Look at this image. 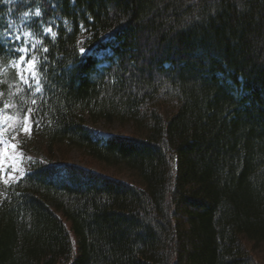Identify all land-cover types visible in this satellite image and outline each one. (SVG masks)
<instances>
[{"label":"trees","instance_id":"obj_1","mask_svg":"<svg viewBox=\"0 0 264 264\" xmlns=\"http://www.w3.org/2000/svg\"><path fill=\"white\" fill-rule=\"evenodd\" d=\"M5 104L41 144L0 185V264H264V0L0 2Z\"/></svg>","mask_w":264,"mask_h":264},{"label":"rangeland","instance_id":"obj_2","mask_svg":"<svg viewBox=\"0 0 264 264\" xmlns=\"http://www.w3.org/2000/svg\"><path fill=\"white\" fill-rule=\"evenodd\" d=\"M15 1V0H11ZM38 9L36 8L34 10V14ZM48 28V27H46ZM45 31V30H44ZM53 31V29H52ZM25 33H29L28 35H25ZM46 33V32H45ZM50 34L51 33H47ZM16 36H20L21 40L17 41L15 39ZM7 38L10 40H15L16 45H13V48H19V47H26L29 49L33 48L34 38L31 36L29 31H23L22 33H14V34H7ZM82 41V37L78 38V44L80 47ZM18 57L11 61L10 66L11 69H14L16 72L19 71V69L13 67V64L15 61L19 59V53ZM28 55V54H27ZM31 58V57H30ZM85 125L98 133H102L104 135H125V131H123L121 128H119L117 123H106L103 120L98 121H91L87 116H85ZM23 126V119L17 116L16 110L13 107L5 108L3 107L0 109V148L3 147L4 142H10V143H16L17 149L16 152L21 155V160L19 162V168L22 170L23 175L27 171V162L32 159H37L40 157V144L41 142L39 139L32 136L31 133H23L21 131V128ZM15 136L16 139L12 140V137ZM68 162L72 163L77 166L85 167L88 166L85 160L81 157L80 153L76 150H72L68 154ZM94 169L95 166H92ZM11 171V169H8ZM123 175H127L126 173H121ZM22 176L20 174L16 175V179L9 181V183L16 182L18 179H20ZM124 179V177H121ZM3 182L0 181V185H2ZM2 196L0 195V200ZM262 249V248H261ZM264 250V248H263Z\"/></svg>","mask_w":264,"mask_h":264},{"label":"snow or ice","instance_id":"obj_3","mask_svg":"<svg viewBox=\"0 0 264 264\" xmlns=\"http://www.w3.org/2000/svg\"><path fill=\"white\" fill-rule=\"evenodd\" d=\"M0 2L9 3L11 0H0ZM28 13L25 12L24 16H27ZM41 15L40 11L38 10L36 12V16L39 17ZM46 33H51V36L53 38L56 37L57 33L52 31L51 27H48L45 29ZM29 33H25V35H28ZM15 39L17 41L21 40L20 36H16ZM7 42H5L6 44ZM33 51H35V45H33L32 48ZM9 54L16 55L19 53V59L14 62L13 67L19 69L17 72V76L19 77L20 82L27 87L29 91L33 90L35 93L39 94L45 89L44 81L42 79V76L46 75L43 66H41L40 69H37L38 63L40 61L37 59L35 55L31 56V58H28V52L29 49L26 47H19V48H9L8 49ZM43 51L47 53L49 49L47 47L43 48ZM81 53L85 52V49L81 47L79 49ZM32 104H36V100H32ZM5 108L8 107L7 104L4 105ZM32 109L28 110V113L23 118V126L21 128V131L23 133H31L32 131ZM16 137L13 136L12 140H15ZM17 144L16 143H10V142H4L3 147L0 148V181L3 182V184L8 185L9 181L16 179V175L20 174L23 176L22 170L19 168V162L21 160V155L16 152ZM8 169H11L9 171Z\"/></svg>","mask_w":264,"mask_h":264}]
</instances>
